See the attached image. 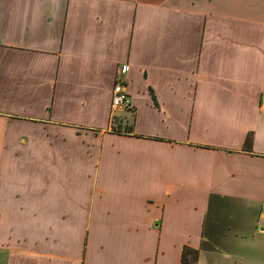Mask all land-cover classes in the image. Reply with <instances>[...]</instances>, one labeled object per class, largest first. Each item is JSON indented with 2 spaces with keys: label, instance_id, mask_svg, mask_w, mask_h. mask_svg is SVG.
<instances>
[{
  "label": "crops",
  "instance_id": "crops-1",
  "mask_svg": "<svg viewBox=\"0 0 264 264\" xmlns=\"http://www.w3.org/2000/svg\"><path fill=\"white\" fill-rule=\"evenodd\" d=\"M263 205L264 0H0V264H264Z\"/></svg>",
  "mask_w": 264,
  "mask_h": 264
},
{
  "label": "built area",
  "instance_id": "built-area-1",
  "mask_svg": "<svg viewBox=\"0 0 264 264\" xmlns=\"http://www.w3.org/2000/svg\"><path fill=\"white\" fill-rule=\"evenodd\" d=\"M111 108L114 112L120 109L129 111L133 109L131 99L125 90V83L122 80H118L114 86Z\"/></svg>",
  "mask_w": 264,
  "mask_h": 264
},
{
  "label": "trees",
  "instance_id": "trees-1",
  "mask_svg": "<svg viewBox=\"0 0 264 264\" xmlns=\"http://www.w3.org/2000/svg\"><path fill=\"white\" fill-rule=\"evenodd\" d=\"M116 132H118L116 130ZM252 146V136L249 135L248 138L246 139L245 147L246 149H250ZM197 254L196 252L190 250V249H185L183 253V263L184 264H195L197 262Z\"/></svg>",
  "mask_w": 264,
  "mask_h": 264
}]
</instances>
